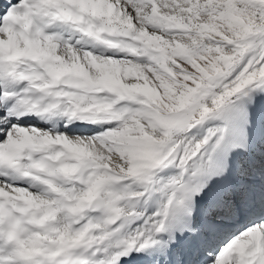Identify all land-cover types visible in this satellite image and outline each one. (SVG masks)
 <instances>
[{
    "label": "snow or ice",
    "instance_id": "6c2138e0",
    "mask_svg": "<svg viewBox=\"0 0 264 264\" xmlns=\"http://www.w3.org/2000/svg\"><path fill=\"white\" fill-rule=\"evenodd\" d=\"M0 13V264H264V0Z\"/></svg>",
    "mask_w": 264,
    "mask_h": 264
},
{
    "label": "bare ground",
    "instance_id": "6f19581e",
    "mask_svg": "<svg viewBox=\"0 0 264 264\" xmlns=\"http://www.w3.org/2000/svg\"><path fill=\"white\" fill-rule=\"evenodd\" d=\"M14 2H16V0H14Z\"/></svg>",
    "mask_w": 264,
    "mask_h": 264
}]
</instances>
